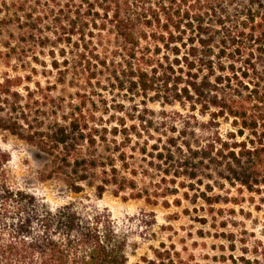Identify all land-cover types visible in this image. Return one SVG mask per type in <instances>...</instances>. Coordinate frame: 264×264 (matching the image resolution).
I'll use <instances>...</instances> for the list:
<instances>
[{"label":"trees","instance_id":"16d2710c","mask_svg":"<svg viewBox=\"0 0 264 264\" xmlns=\"http://www.w3.org/2000/svg\"><path fill=\"white\" fill-rule=\"evenodd\" d=\"M9 11L0 34L13 28L18 45L8 41L0 55L17 74L0 82V131L48 157L44 181L60 178L78 195L88 187L98 198L111 190L154 207L163 200L167 209L169 197L187 190L188 201L207 179L194 197L211 211L240 206L245 194L264 204V0H21ZM53 44L60 51L49 68L34 62L54 83L11 65L18 50ZM59 86L76 93L56 97ZM102 92L189 105L232 130L183 139L154 121L99 124L85 108L95 96L106 106ZM9 161L0 152V264H128L129 239L107 212L84 202L53 209L14 189ZM226 186L241 200L216 193ZM156 260L176 264L169 251Z\"/></svg>","mask_w":264,"mask_h":264},{"label":"rangeland","instance_id":"374dc122","mask_svg":"<svg viewBox=\"0 0 264 264\" xmlns=\"http://www.w3.org/2000/svg\"><path fill=\"white\" fill-rule=\"evenodd\" d=\"M20 1L0 0L1 17H6L13 3ZM12 35H15L13 28L0 34V53L6 51L4 45L8 41L11 47H17ZM51 51L58 54L60 49L54 44L40 48L35 54L31 50L24 52L20 49L17 54H12L11 65L36 68L39 75L34 80L46 86L47 83H54L56 76H42L44 68L34 61L37 57L49 68ZM4 58L0 55V82L6 74H17L5 66ZM18 74L25 75L22 71ZM75 93L74 88L59 86L54 95L66 97ZM102 95L107 100L106 106L101 97L95 96V104L85 108V111H91L99 124L115 125L123 121L127 127H131L154 121L155 124H164L170 136L183 139L193 135L208 138V131L213 129L222 135L232 130L230 123L223 120L214 123L209 116L201 115L199 110L192 112L189 105L167 104L164 100L153 102L144 98L131 99L124 93L102 92ZM111 116H115V119H110ZM154 137L157 139L158 135L154 134ZM154 139L149 141V145L154 144ZM139 143L143 145L144 140L134 139L132 146L137 148ZM0 152L9 157L7 170L14 189L26 191L53 209L84 202L94 210L107 212L129 239L128 264L159 263L156 253L164 251L172 254L176 264H264V204L259 197H256L255 203L249 202L250 196L247 194L243 196L245 200H241L242 196L236 189L226 186L225 190L216 193L223 197L238 198L241 200L240 206L222 204L211 211V207L194 197L205 192V185L212 183L207 179V184L199 188L201 192L188 191V201L183 198L187 190L169 197L170 207L167 209L163 207V200L154 207L144 201L125 200L124 195L115 197L111 190L98 198L93 189L84 187V192L78 195L71 192L60 178L43 180L48 175L49 159L37 147L0 131ZM140 184L148 185V182L141 179ZM178 199L181 200L180 207L174 204ZM257 207L261 210H257Z\"/></svg>","mask_w":264,"mask_h":264}]
</instances>
